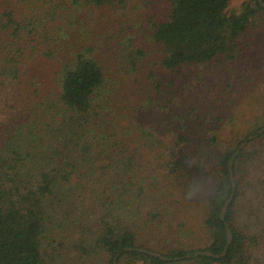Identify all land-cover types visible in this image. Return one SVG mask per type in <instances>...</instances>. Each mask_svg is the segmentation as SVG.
<instances>
[{"label":"trees","instance_id":"obj_1","mask_svg":"<svg viewBox=\"0 0 264 264\" xmlns=\"http://www.w3.org/2000/svg\"><path fill=\"white\" fill-rule=\"evenodd\" d=\"M83 1L96 10L117 0ZM231 1L165 0L161 20L150 18L143 35L117 34L110 58L102 59L103 39L73 37L82 28L77 15L67 22L76 5L54 17L53 1L0 0V264H51L43 236L53 214L68 208L78 210L74 246L82 264H112L122 250L117 264H252L260 257L264 132L256 130L264 126V76L251 92L261 104L244 115L231 139L220 132L224 111L202 121L177 79L182 68L248 57L251 39L264 30V6L246 0L231 12ZM152 43L158 47L153 59ZM160 71L170 73L163 82ZM141 107L158 114L148 128L139 121ZM230 118L234 124V113ZM251 133L256 136L234 161L236 192L225 216L233 240L226 254L185 257L224 251L228 163ZM207 174L212 182L203 194ZM130 200L147 203L137 204L139 219L126 215ZM195 212L207 231L199 247L189 237Z\"/></svg>","mask_w":264,"mask_h":264},{"label":"rangeland","instance_id":"obj_2","mask_svg":"<svg viewBox=\"0 0 264 264\" xmlns=\"http://www.w3.org/2000/svg\"><path fill=\"white\" fill-rule=\"evenodd\" d=\"M48 1L54 3V17L71 13L76 5L67 22L71 17L77 15L80 18L82 28H80L81 33L76 32L73 37L77 36L80 39L83 36L82 41L84 42L88 40L89 35L94 36L93 41L103 39L104 42L99 46L104 53L101 56L102 59L110 58L106 55H109L110 49L114 47L113 43L117 39V34L122 35L123 38L127 37V32H137L143 35L142 32L147 30L150 18L156 21L161 20L167 9L165 0H123L124 2L117 0L111 6L96 8V10L86 6L83 0L80 4L75 3V5L73 0ZM245 1L232 0L228 10L240 12ZM77 30L78 28H76ZM87 31L88 33H86ZM118 39H122V37ZM151 47L153 50L151 59H153L158 53V47L153 43ZM246 54L248 57H238L233 61H228L227 58H219L216 63L211 65H194L177 70L178 84L182 87L186 84L183 89L186 90L192 107L199 109L198 112L202 115V121H205V118L208 119L210 115L213 120L212 116L215 117L220 111H224L221 118L218 119V123L222 135L229 139L232 138V132L235 131L234 129L244 115L247 113L253 115L255 109L261 104V102L258 103L254 95H251V92L254 90V85L256 87L260 85V82L257 83L258 78L264 76V30L257 31V36L255 39H251V45ZM156 71L159 72V70ZM160 74L162 80L158 78L163 82V77L170 73L160 71ZM171 77H174L173 74ZM131 95L133 100L134 94ZM164 97L167 98L169 95L164 94ZM248 100L249 102H247ZM129 105L130 102H127V107ZM140 110L138 113L139 121H142L143 126L148 128L152 125V121L158 119V114L150 113L149 109L142 110L141 107ZM233 113L234 124L230 118ZM191 118L193 121L194 118L192 116ZM163 131L160 130L159 135H164ZM211 182V175L203 176V194L208 193ZM130 201L125 207L126 215L132 213V217L139 219L141 214L137 204L141 206L147 203L145 200L144 202L139 201L137 204H134L135 201L133 200ZM77 215L78 210H73L70 213L69 208L59 209L53 214V220L48 223L43 236V251L51 264H82L83 259H79L80 251L76 250L74 246L75 242L80 239V232L74 223ZM191 223L189 228H193L194 233L190 232L189 237L194 242V247L202 246L207 231L201 220L200 212L194 213L191 217ZM194 225L195 227H193ZM184 241L190 242L187 238H184L182 243ZM252 264H264V252Z\"/></svg>","mask_w":264,"mask_h":264},{"label":"water","instance_id":"obj_3","mask_svg":"<svg viewBox=\"0 0 264 264\" xmlns=\"http://www.w3.org/2000/svg\"><path fill=\"white\" fill-rule=\"evenodd\" d=\"M260 3L264 6V0H260ZM256 132L263 133L264 132V127L260 128V129H257ZM255 136H256V134H254V133L249 134L247 136V138L244 139L240 143V145L236 148L234 154L231 156V158L229 160V163H228V166H229L228 168H229L230 177H231V181H232V193L226 199V201H225V203H224V205L222 207L221 213H220L221 219L225 221L227 235H228V241H227V244H226V247H225L224 251L221 254H217V253H214L211 250H195L192 254L185 255V257H190L191 255L196 256V255H203V254L214 255L216 257H222V256H224L226 254L227 249L229 248V246H230V244H231V242L233 240V235H232L231 229L229 227V224H228V222L225 219V216H226V211H227L229 205L232 203V201L234 199L235 192H236V181H235V176H234V161H235V158L237 157V155L240 153V151L248 144L249 140H251ZM124 250H126V251L139 250L141 252H146V253H149V254L158 256V257H160V258H162L164 260H177V259L180 258L178 256H166V255L162 254L159 251H153V250H150V249H148L146 247H133V246H128V247H125ZM122 252H123V250L120 251V252H118L114 256L113 261H112V264H117V260L121 256Z\"/></svg>","mask_w":264,"mask_h":264}]
</instances>
